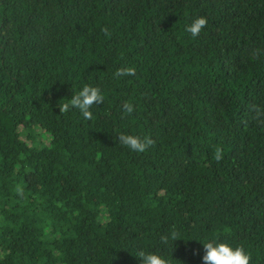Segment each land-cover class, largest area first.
<instances>
[{
  "label": "trees",
  "instance_id": "16d2710c",
  "mask_svg": "<svg viewBox=\"0 0 264 264\" xmlns=\"http://www.w3.org/2000/svg\"><path fill=\"white\" fill-rule=\"evenodd\" d=\"M84 84L92 117L60 111ZM210 238L264 264V0H0V264H202Z\"/></svg>",
  "mask_w": 264,
  "mask_h": 264
},
{
  "label": "clouds",
  "instance_id": "9594fccd",
  "mask_svg": "<svg viewBox=\"0 0 264 264\" xmlns=\"http://www.w3.org/2000/svg\"><path fill=\"white\" fill-rule=\"evenodd\" d=\"M205 25L206 19L204 17H196L187 25L186 31L189 32L192 37H196ZM133 73L134 69L127 67L117 69L115 75L119 77L132 75ZM103 99L104 96L97 87L84 84L75 91L69 99L62 103L60 111L75 108L79 110L80 114L85 119H89L92 117V112L90 111L91 107L94 104L102 102ZM124 110L127 113H131L133 111V106L131 104H126ZM119 142L129 150L135 152H144L152 144V140L148 137L141 138L136 135L124 133L119 135ZM220 156V150L217 149L215 158L219 160ZM172 237L175 241L174 232L172 233ZM162 242L165 244L169 243V237H162ZM202 245L204 249L201 257L202 264H249V255L245 250L242 247L234 246L230 242L210 238L203 240ZM134 256L136 257L138 264H173L172 253L171 256H167L162 252L138 248L136 249Z\"/></svg>",
  "mask_w": 264,
  "mask_h": 264
}]
</instances>
